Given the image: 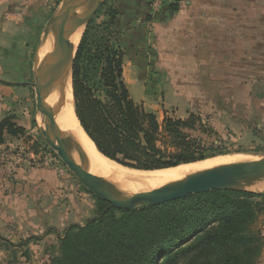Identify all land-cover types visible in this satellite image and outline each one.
<instances>
[{
	"label": "rangeland",
	"instance_id": "rangeland-1",
	"mask_svg": "<svg viewBox=\"0 0 264 264\" xmlns=\"http://www.w3.org/2000/svg\"><path fill=\"white\" fill-rule=\"evenodd\" d=\"M61 1L8 3L9 10L19 15L25 13L22 19H14L22 20L23 24L0 34V120L10 115L24 129L23 135L15 137L19 141L0 148V164L13 166L26 160L37 162L46 156L52 162L57 161L79 183L78 191L81 192V197L65 194V206L69 211H63L61 218L57 217L63 222L58 231L52 227L44 228L42 233L48 237L40 243L39 252L30 253L28 247L25 250L22 247V240L16 242L17 252H12L15 249L9 251L5 259L16 260L18 264L25 261L28 264H54L58 239L64 231L70 225H84L89 219L98 217L94 195L41 136L42 117L35 109L34 90L29 86L33 81L30 66L43 27ZM117 1L106 0L99 13L93 16L95 21L109 19ZM185 1L175 0L177 9L173 10L169 4L174 0H168L160 11L153 13L150 0H141L144 13L138 10L133 14L129 27L132 31L125 32L120 25H115V18L112 39L124 52V79L130 97L145 110L153 112L159 122L165 116L185 119L189 114H195L200 124L190 134L199 142L198 150L204 155L241 154L246 159L254 158L264 152V0H189L188 4ZM121 5L126 4L121 2ZM203 11L206 14L202 16ZM222 12L225 15L223 58L217 49V39L220 47L222 38L217 32V15ZM140 15L146 19L133 21ZM119 19L123 24L130 20L128 14ZM0 25V31L5 29L3 22ZM155 30L159 34H155ZM142 35L147 40H142ZM165 57H177L178 61L155 64ZM84 196L87 199H83ZM254 228L261 230L263 247L264 215L258 217ZM37 237L31 235L28 240L35 244L39 240ZM18 256L23 260H18Z\"/></svg>",
	"mask_w": 264,
	"mask_h": 264
},
{
	"label": "trees",
	"instance_id": "trees-1",
	"mask_svg": "<svg viewBox=\"0 0 264 264\" xmlns=\"http://www.w3.org/2000/svg\"><path fill=\"white\" fill-rule=\"evenodd\" d=\"M176 4L174 0L169 6L176 10ZM117 14L113 9L109 19L89 21L72 62L74 111L84 132L103 155L137 169L214 156L199 152V142L190 134L200 124L195 114L165 116L159 122L130 97L123 79L124 52L112 39ZM23 133L12 116L0 120V144ZM94 197L98 217L64 231L54 264L258 262L263 235L254 224L264 215V192L212 189L131 210Z\"/></svg>",
	"mask_w": 264,
	"mask_h": 264
},
{
	"label": "water",
	"instance_id": "water-1",
	"mask_svg": "<svg viewBox=\"0 0 264 264\" xmlns=\"http://www.w3.org/2000/svg\"><path fill=\"white\" fill-rule=\"evenodd\" d=\"M105 1L62 0L43 27L33 54V81L29 85L34 90L35 109L42 117L40 134L49 148L90 193L117 209L131 210L140 205H158L212 189L261 192L247 189V186L264 176V152L251 159L223 162L195 171L158 189L126 196L120 195L112 183L92 172L88 164L76 155L66 130L62 129L58 123V116L65 105L68 86L72 95V62L81 35ZM78 33L80 37L75 53L70 65L67 66L64 58ZM48 36H51L50 46L43 64L39 66L38 51ZM52 90H55L56 99L52 105H49L47 99ZM72 103L74 107L73 95Z\"/></svg>",
	"mask_w": 264,
	"mask_h": 264
},
{
	"label": "crops",
	"instance_id": "crops-1",
	"mask_svg": "<svg viewBox=\"0 0 264 264\" xmlns=\"http://www.w3.org/2000/svg\"><path fill=\"white\" fill-rule=\"evenodd\" d=\"M14 1L27 3L33 0H0V22H3L5 28L3 30L1 29L0 34L6 31H13V29L16 28V25L20 26L21 23L23 24L22 20L21 22H18V20L14 21V19H22L25 13L19 15L16 11L7 8L8 3ZM121 2H125L126 5L122 6ZM140 2L141 0H118L117 3H114L118 11L115 25H120V28L125 32L132 31V27L129 28L132 22L131 19H133L138 10H140V13H144V9L140 6ZM185 3L188 4L189 0H186ZM126 14H128L130 20L127 22L125 21V24H123L119 18L124 16L126 18ZM201 14L203 16L206 13L203 11ZM143 18L146 19V16L140 15L133 21L142 22ZM224 22L225 15L224 12H222L220 15H217V32L222 35L220 47L217 39V49L220 50L221 58L224 57L225 51V43L223 40ZM205 24L208 25V21H206ZM119 31L120 30H118V35ZM155 34L159 33H156L155 30ZM141 38L142 40H145L146 36L142 35ZM190 59H192L191 54ZM177 61V57H170L167 59L165 57V59L161 58L159 61L155 62V64H172L171 62ZM30 67L32 69V65ZM124 74L125 67L123 60V79L125 77ZM124 82H126L125 79ZM14 141H19V139L6 138L5 143L0 144V148L5 144H11L10 142ZM20 141L23 142V139ZM35 154L37 156L39 155L37 153ZM78 189H80L79 183L72 179L69 173L65 171L57 161L52 162L46 156L37 162L26 160L13 166L0 164V264H18L16 260L9 261L5 258L9 251L17 248V243L20 240L24 243V245H22L24 250L28 247L30 253L31 251L37 252L40 248V243L47 241L48 236L42 233L44 228L47 227L48 229V227H52L55 231H58V228L63 224V222L57 217L62 215L63 211H66V213L69 211V207L65 206V194L68 192L67 195L73 196V194H77V197H81V192H79ZM83 199L87 198L84 196ZM88 200L92 201V198L88 197ZM77 201L78 200H76V202ZM73 204H75L74 197ZM31 235L38 236L37 239L39 240H36L35 244H33L30 239L28 240ZM5 243H8L6 245L7 247H5ZM12 252L16 253L17 251L15 249V251ZM21 252L22 251L20 250L19 254H21ZM19 256L17 259L20 261L23 260V257ZM28 263L29 262L25 261L20 262L19 264ZM257 264H264V246L262 247Z\"/></svg>",
	"mask_w": 264,
	"mask_h": 264
},
{
	"label": "bare ground",
	"instance_id": "bare-ground-1",
	"mask_svg": "<svg viewBox=\"0 0 264 264\" xmlns=\"http://www.w3.org/2000/svg\"><path fill=\"white\" fill-rule=\"evenodd\" d=\"M79 37L80 33L74 37V42L65 55L64 60L67 66L70 65L73 58ZM50 41L51 36H48L46 41L39 48V66L44 62L50 46ZM55 99L56 93L55 90H52L47 102L49 105H52L55 102ZM58 123L62 129L66 130L76 155L88 164L92 172L104 177L112 183L117 192L122 196L161 188L182 179L190 173L223 162L246 160L241 154H229L213 156L196 162L153 170L134 169L120 165L116 161L103 155L84 132L74 113L70 86L66 89L65 105L62 113L58 116ZM40 124H42V118ZM248 187L253 191L263 190L264 192V176L257 178L253 183L247 186V189H249Z\"/></svg>",
	"mask_w": 264,
	"mask_h": 264
},
{
	"label": "built area",
	"instance_id": "built-area-1",
	"mask_svg": "<svg viewBox=\"0 0 264 264\" xmlns=\"http://www.w3.org/2000/svg\"><path fill=\"white\" fill-rule=\"evenodd\" d=\"M166 1L168 0H150L149 4L151 9L153 10L152 12L154 13V11L155 12L160 11L163 5L166 3Z\"/></svg>",
	"mask_w": 264,
	"mask_h": 264
}]
</instances>
